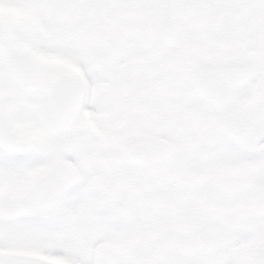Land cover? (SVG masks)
Returning <instances> with one entry per match:
<instances>
[{"label":"snow or ice","instance_id":"6c2138e0","mask_svg":"<svg viewBox=\"0 0 264 264\" xmlns=\"http://www.w3.org/2000/svg\"><path fill=\"white\" fill-rule=\"evenodd\" d=\"M0 264H264V0H0Z\"/></svg>","mask_w":264,"mask_h":264}]
</instances>
